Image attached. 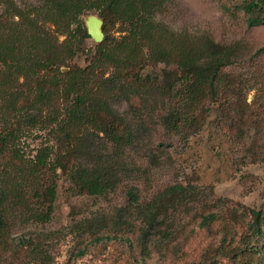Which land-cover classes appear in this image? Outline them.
Segmentation results:
<instances>
[{
    "label": "trees",
    "instance_id": "obj_1",
    "mask_svg": "<svg viewBox=\"0 0 264 264\" xmlns=\"http://www.w3.org/2000/svg\"><path fill=\"white\" fill-rule=\"evenodd\" d=\"M168 1L0 0V253L17 221L50 218L59 173L77 192L104 195L133 169L127 150L143 129L122 103L159 98V122L185 134L198 127L196 106L232 84L224 69L241 55V44L171 28L157 18ZM239 7L248 25L264 22V0ZM88 11L102 19L103 37L92 49L81 19ZM262 51L264 42L253 53ZM82 54L79 65L75 58ZM159 62L173 65L179 78L167 86L150 81L144 69ZM186 187L167 185L141 204L131 185L126 204L148 223L145 232L154 231L158 204ZM250 212L254 232L263 233L258 211ZM95 215L73 226L98 240L103 224ZM214 217L209 212L200 222Z\"/></svg>",
    "mask_w": 264,
    "mask_h": 264
},
{
    "label": "rangeland",
    "instance_id": "obj_2",
    "mask_svg": "<svg viewBox=\"0 0 264 264\" xmlns=\"http://www.w3.org/2000/svg\"><path fill=\"white\" fill-rule=\"evenodd\" d=\"M242 1L167 2L157 18L171 28L241 44V55L224 69L232 84L196 106L198 127L185 134L159 122V98L143 95L122 103L143 129L127 150V168L133 169L104 195L77 192L59 173L50 218L17 221L0 264H264V231L254 232L250 212L258 211L264 230V51L253 53L264 42V22L248 25ZM91 13L98 16L81 15L84 25ZM95 42L90 36L84 41L91 49ZM75 62L83 65L84 54ZM144 72L162 86L179 78L173 65L161 62ZM174 183L188 191L163 198L157 229L145 232L148 223L126 204V188L136 186L144 204ZM117 207H124L121 216ZM209 212L215 217L201 223ZM95 214L103 224L98 240L73 226Z\"/></svg>",
    "mask_w": 264,
    "mask_h": 264
},
{
    "label": "water",
    "instance_id": "obj_3",
    "mask_svg": "<svg viewBox=\"0 0 264 264\" xmlns=\"http://www.w3.org/2000/svg\"><path fill=\"white\" fill-rule=\"evenodd\" d=\"M101 25L102 19L100 17L93 13L87 15L85 19V29L88 36L95 41H100L103 37Z\"/></svg>",
    "mask_w": 264,
    "mask_h": 264
}]
</instances>
